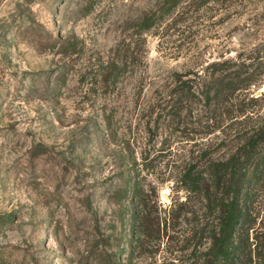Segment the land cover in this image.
I'll list each match as a JSON object with an SVG mask.
<instances>
[{"label": "rangeland", "instance_id": "obj_1", "mask_svg": "<svg viewBox=\"0 0 264 264\" xmlns=\"http://www.w3.org/2000/svg\"><path fill=\"white\" fill-rule=\"evenodd\" d=\"M164 1L0 0V264H211L222 193L186 176L209 179L236 129L264 123V0H179L131 27ZM224 60L259 76L223 108L238 121L208 134L199 105L169 127L175 76L199 91ZM259 162L234 235L242 264H264Z\"/></svg>", "mask_w": 264, "mask_h": 264}, {"label": "trees", "instance_id": "obj_2", "mask_svg": "<svg viewBox=\"0 0 264 264\" xmlns=\"http://www.w3.org/2000/svg\"><path fill=\"white\" fill-rule=\"evenodd\" d=\"M177 1L179 0L163 2L159 10L161 18L157 19L156 14L149 16L145 13L142 17L131 22V27H137L139 32L148 31L153 27V23H160L163 20L169 11L167 6L176 5ZM193 1L198 0L191 2ZM245 61L224 60L210 64L211 71L200 78L201 91L193 90L189 86V80L183 81L181 75H176L175 86L170 89L160 105L164 121H167L168 125L170 124L169 127L178 126L183 123L182 114H192L194 107L203 105L202 109L206 113L208 112L206 117L208 122L203 126L208 134L219 130L227 118L237 122L239 116L235 114L231 117L228 109H226L227 114H224L223 108L238 92H244L245 98H248L249 94L245 91L255 85L259 78L255 71H250L247 68ZM257 99L251 97L250 101L256 102ZM245 131L242 128L236 129L238 136L234 152L223 164L213 165L211 168L213 172L210 171L212 175L209 179L186 176V181L190 184V188L194 189L193 191L210 193L212 191L210 184H213V187H220L222 193L221 199L214 200L213 197L212 201L216 209L219 210V223L213 234L211 264H217L219 258H222V261L218 264H242L241 254L244 242L235 243L234 235L237 227L247 224L243 212L246 202L243 203L241 200L244 197L245 188L249 185L248 183H256L255 180L252 181V177L245 173L248 168L253 167L256 160L257 165L260 164L259 160L264 162V157L262 158L259 154V151L264 149V123L254 125L250 130ZM208 160H212V158ZM218 172L220 175L215 177Z\"/></svg>", "mask_w": 264, "mask_h": 264}]
</instances>
